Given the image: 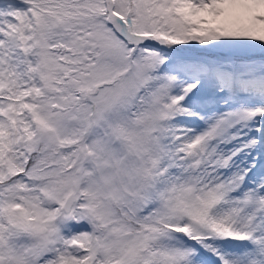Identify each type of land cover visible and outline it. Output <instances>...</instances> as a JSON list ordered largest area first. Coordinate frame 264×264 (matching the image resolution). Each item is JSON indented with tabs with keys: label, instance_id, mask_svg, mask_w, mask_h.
<instances>
[{
	"label": "snow or ice",
	"instance_id": "6c2138e0",
	"mask_svg": "<svg viewBox=\"0 0 264 264\" xmlns=\"http://www.w3.org/2000/svg\"><path fill=\"white\" fill-rule=\"evenodd\" d=\"M0 264H264V0H0Z\"/></svg>",
	"mask_w": 264,
	"mask_h": 264
}]
</instances>
